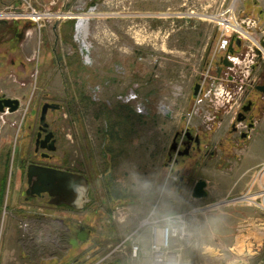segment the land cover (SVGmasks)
<instances>
[{
  "label": "rangeland",
  "instance_id": "1",
  "mask_svg": "<svg viewBox=\"0 0 264 264\" xmlns=\"http://www.w3.org/2000/svg\"><path fill=\"white\" fill-rule=\"evenodd\" d=\"M25 1L38 15L22 0H0V99L19 102L0 113V247L13 224L26 246L30 224H53L45 201H24L26 168L42 162L89 182L90 203L70 215L91 231L73 241L95 254L90 264H150L147 223L180 213L196 244L182 264H264V131L253 147L242 144L219 113L225 88L238 92L256 62L264 72V0ZM82 15L88 55L75 37ZM232 39L234 71L216 81ZM44 103L61 107L46 119L57 140L48 160L34 154ZM186 129L201 149L180 156L182 144L178 153L170 148ZM198 180L207 197L193 200Z\"/></svg>",
  "mask_w": 264,
  "mask_h": 264
},
{
  "label": "flooded vegetation",
  "instance_id": "2",
  "mask_svg": "<svg viewBox=\"0 0 264 264\" xmlns=\"http://www.w3.org/2000/svg\"><path fill=\"white\" fill-rule=\"evenodd\" d=\"M236 46H238V45H236ZM255 51L257 52V50H255ZM233 55H234V53L226 54L227 59H228L227 61H228V63L231 64V66H225L223 64V58L219 59V61L217 63V65H218L217 66L218 67V70H217L218 79L216 81H219V79L222 76L226 75L225 73H223L224 69H227L228 71H233L234 66L231 63V61L229 60V57H232ZM236 56L243 57V54L238 53V54H236ZM250 75L251 76L246 81V83H242V85L239 86V89H237L238 92L236 91V89H231L230 87L224 89L225 94L226 93H228L230 95L234 94L235 100L238 102L237 103L238 104V110H236L234 114H231L230 111L228 110V107H227L228 103H224L222 106L223 110H219L220 111L219 113H221L225 117L228 116L231 120L230 121V127H229L230 128L229 129V137L234 138V136H235L236 139H238V142H240L242 144H244L248 141H251L253 139V137L256 134H258L257 129H259V125L261 124V121H262V115L260 114V112H262V110L264 109V93H262L260 91V88L264 85V72L262 69L259 68L258 62H256V66L251 69ZM235 76H237V74ZM226 77H227V83H232L234 77L229 76V75H227ZM201 91H202V86L199 85L198 92H197L196 96H194V98L198 97L199 94L201 93ZM239 118H241L240 121H238ZM48 132H51L49 126H48ZM37 133H38V129H37ZM37 133H36V136H37ZM44 135H45V133L42 134L41 139L43 138ZM180 136H181L180 133H176L174 140H173L177 144V150L175 151L176 153H178V150L180 148V144H182V146H181L182 148L184 147L185 149H188V154H190L191 152H195V151L200 152V149H201L200 144L201 143L199 141L198 136H196V135L192 136L188 129H186L184 131L185 137L181 136V140H180ZM178 140H179V142H178ZM56 144H57V140H56ZM56 148H57V146H56ZM185 149L182 150V152H180L179 155L181 153H183L185 151ZM34 154L39 155V158L41 160L50 159V153H48L45 149H42L40 143L36 147L35 142H34ZM43 155H48V157L43 158L42 157ZM33 164L40 165V166H46L42 162H39V163L36 162ZM46 167H48V166H46ZM26 170H27V168H26ZM63 171H67V170H63ZM67 172L79 174L75 171H67ZM79 175H81V174H79ZM179 182L181 185L179 189L181 191L182 189H184V186H185L184 178L181 177L179 179ZM26 184H27V178H26ZM24 194H25V192H24ZM88 197H89V192H88ZM35 199H40V200L45 201L46 204L53 209V212H54L53 216L54 217H52V221L54 223L58 222L60 225V229L59 230L52 229V230L57 231L59 233L68 234L70 236H73L76 239L78 244L84 242L86 239H89V236L91 235V231H88L84 227L80 226L79 224L74 223L71 220L70 213H71V211L81 212L82 208L85 205L87 206L88 203H90V201L79 209H74L67 204L55 205V204L51 203L53 201V198L49 197L46 194L42 195L41 197H34V198H29V199H26V197H25L24 201L26 203H28L30 201H34ZM56 212H58L60 215L56 214ZM82 236H83L84 240H82L80 238ZM83 250H84L83 252L79 253L78 255L73 256V258L70 255H69V257H67L65 255L63 258H61V260L59 261V264H90L91 260L93 259V255L92 254L88 255L89 254V253H87L88 248L83 249Z\"/></svg>",
  "mask_w": 264,
  "mask_h": 264
},
{
  "label": "water",
  "instance_id": "3",
  "mask_svg": "<svg viewBox=\"0 0 264 264\" xmlns=\"http://www.w3.org/2000/svg\"><path fill=\"white\" fill-rule=\"evenodd\" d=\"M234 40L230 42L229 53H233L231 48ZM236 45H240V41L236 40ZM227 56L223 58V64L225 66H231L227 61ZM199 89V85L194 88L193 96H196ZM260 91L264 93V85L260 88ZM19 109V102L11 99H0V113H14ZM61 109L57 103H44L41 107L38 133L35 139L36 147L41 144V148L45 149L48 153H54L56 151V139L53 132H48V124L46 122L48 112H57ZM241 118L238 119L240 121ZM45 135L42 137V134ZM177 150V144L173 141L170 151L175 152ZM188 149H185L181 156L187 155ZM43 158L48 155H43ZM27 189L25 191L26 199L41 197L46 194L53 198L51 203L55 205L67 204L74 209L83 207L90 200L88 198L89 182L83 175L59 170L52 167L40 166L30 164L26 170ZM206 182L198 180L192 189L191 197L196 200L204 199L207 197Z\"/></svg>",
  "mask_w": 264,
  "mask_h": 264
},
{
  "label": "crops",
  "instance_id": "4",
  "mask_svg": "<svg viewBox=\"0 0 264 264\" xmlns=\"http://www.w3.org/2000/svg\"><path fill=\"white\" fill-rule=\"evenodd\" d=\"M261 125H262L261 127L262 132L260 136L256 139H252L251 141H248L250 145L252 144L251 147L255 145L254 144L255 141L258 140L260 141L261 139L260 137L263 135V131H264L263 120L261 121ZM257 150L258 147L256 148L255 151ZM247 152H250V149H248ZM253 158L258 159L259 157L258 155H255ZM190 198H191V194H190ZM29 217L31 220H33L34 225L36 226L35 222L38 221L37 220L38 218H36L34 215H30ZM55 225L56 223L54 222L53 224H48L47 226L44 225V227H47L48 230L40 231L33 228V226L30 224L29 229L27 230L29 232L28 237H29L30 245L26 246L23 243L21 234L13 230V228H15L13 224V226H11L12 229L10 228L11 230L10 231L7 230L5 233L7 234V238L10 240L9 244L8 241H6V246L0 247V264H59V261L65 255L67 257H69L70 255L73 258V256L78 255L79 253L84 251L83 250L84 248H80L79 246L76 247L73 246V241L75 242V245L77 243L76 239L73 236L59 233L57 231L49 229L50 227H53L54 229ZM43 240H47V241L44 242ZM91 254L95 255L94 253Z\"/></svg>",
  "mask_w": 264,
  "mask_h": 264
},
{
  "label": "built area",
  "instance_id": "5",
  "mask_svg": "<svg viewBox=\"0 0 264 264\" xmlns=\"http://www.w3.org/2000/svg\"><path fill=\"white\" fill-rule=\"evenodd\" d=\"M22 2L27 4L26 10H31L29 11V14L35 13L25 0H22ZM255 50H257L258 55L261 53L259 48L256 47ZM229 60L233 66L236 65L237 58H233L232 56L229 57ZM238 73L239 72L236 74ZM249 77L250 74L247 72L245 79L248 80ZM215 90L216 88L212 89L213 92H215ZM233 96L234 94H225L223 90L222 97H224L225 100L223 101L222 106L224 103H228L227 107L231 114H234L235 112H233L232 106L230 104H237L235 96ZM187 217V213H180L147 223L150 224L149 226L151 229L149 245L144 253L150 259V264H182L184 252L187 250L196 249V244L193 242V234L188 228ZM130 254L133 258H138V256L141 254L140 246L135 244L130 247Z\"/></svg>",
  "mask_w": 264,
  "mask_h": 264
},
{
  "label": "bare ground",
  "instance_id": "6",
  "mask_svg": "<svg viewBox=\"0 0 264 264\" xmlns=\"http://www.w3.org/2000/svg\"><path fill=\"white\" fill-rule=\"evenodd\" d=\"M31 15H38L36 13H33ZM92 15V14H90ZM88 24H89V16H80L76 23V40L81 44L82 50L86 53V55L89 54L90 45L87 42L88 39ZM234 31V30H233ZM236 31L240 32L243 35V31L236 28ZM245 36V35H243ZM163 110V109H162Z\"/></svg>",
  "mask_w": 264,
  "mask_h": 264
}]
</instances>
